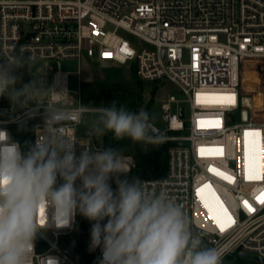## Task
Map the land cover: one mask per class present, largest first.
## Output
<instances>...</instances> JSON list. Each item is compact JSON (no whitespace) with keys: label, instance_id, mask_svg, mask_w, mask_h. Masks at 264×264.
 Wrapping results in <instances>:
<instances>
[{"label":"built area","instance_id":"built-area-1","mask_svg":"<svg viewBox=\"0 0 264 264\" xmlns=\"http://www.w3.org/2000/svg\"><path fill=\"white\" fill-rule=\"evenodd\" d=\"M13 54L27 62L23 83L42 79L46 87L66 90L72 108L88 105L81 89L70 88L69 73L60 68L64 59L77 60L78 73L83 62L110 61L135 66L143 81L176 83L189 113L173 94L162 104L165 131L171 133L159 139L174 142L168 168L162 177L140 180L148 192L163 189L182 207L193 231L206 233L204 245L224 253L223 264L246 259L240 252L264 258V204L258 202L264 199V107H256L244 87L246 71L264 60V0H0V56ZM35 62L42 65L33 75ZM3 98L0 131L20 146L11 125L28 116L1 117L2 110L12 113ZM43 115L41 109L35 116V129L43 126ZM85 127L66 125V134L78 142L76 155L82 148L106 149L100 137L81 133ZM122 158L130 171L133 157ZM81 217L77 213L69 226L57 227L49 213L29 264H83L76 254ZM38 220H47L44 210ZM101 258L99 248L95 264Z\"/></svg>","mask_w":264,"mask_h":264},{"label":"clouds","instance_id":"clouds-1","mask_svg":"<svg viewBox=\"0 0 264 264\" xmlns=\"http://www.w3.org/2000/svg\"><path fill=\"white\" fill-rule=\"evenodd\" d=\"M26 64L22 55L0 56V97L10 101V111L29 118L44 113L26 153L0 131V264H29L49 213L57 227L69 226L77 213L93 222L90 250L101 249L99 264H223L224 253L204 245L206 233L193 231L166 191L150 193L138 177L119 179L127 170L118 150L81 147L77 156L78 142L66 134V125L85 124L90 137L111 132L116 140L127 137L146 146L154 143L149 114L116 101L98 109L72 108L66 90L46 87L42 79L23 83Z\"/></svg>","mask_w":264,"mask_h":264},{"label":"rangeland","instance_id":"rangeland-1","mask_svg":"<svg viewBox=\"0 0 264 264\" xmlns=\"http://www.w3.org/2000/svg\"><path fill=\"white\" fill-rule=\"evenodd\" d=\"M135 41L137 47L144 46V43L139 39H133ZM254 62H248V64L252 65ZM42 65L41 62H35L32 64L31 72L34 75L37 68ZM52 65L58 69L59 66L56 63H52ZM255 65L253 69H248L245 73L244 78V87L247 88L246 94L253 96L255 100L256 107L259 108L258 103H260V97L264 94V60L263 62ZM60 68L69 73V86L71 89L83 91V97H90L94 94L95 84L98 80H102L106 83V85L114 89V91L118 94L119 86H122L123 89H134L138 91L137 78L135 75V70L132 66L121 65V64H111L110 61H104L101 64L95 62H83L82 68L80 69V73H78L79 63L77 60L72 59H64L60 63ZM260 75V76H259ZM143 89V103L141 105V110L146 111L149 114L150 120L156 124L159 128L162 129V133L158 136H153L154 143L147 144L146 146L140 142H133L130 138H124L122 140H116L113 136L105 134L100 137L103 141L104 145L115 143L118 151L121 155H130L134 159L135 166L137 164V152L139 149L143 148L146 150H152L158 148L161 142L159 138L163 134H170L171 132H166V123L163 120V111L162 104L168 100L169 95L173 94L177 99L182 100L181 105L185 107L186 113H189V105L185 101L187 96L181 91L180 87L170 81L163 80L161 82L154 81H142ZM85 100V99H84ZM96 104H88V106L92 109H98L101 107H108L107 102L104 97L99 95L98 98L95 99ZM148 109L146 105L149 104ZM175 106V105H174ZM258 114V110L256 109L253 112V117H256ZM81 133L87 134V128H83ZM151 134V133H150ZM168 153V152H167ZM128 171L125 174H122L124 178H128L131 175V171ZM107 219L104 222L106 223ZM92 223L90 222L84 227L83 233L80 237L78 245L76 247V254L79 259L82 260L83 264H87L90 259V244H91V227ZM98 250L95 249L94 258L91 261V264H95L98 260ZM227 264H254L255 262L239 258V259H228L226 261Z\"/></svg>","mask_w":264,"mask_h":264},{"label":"trees","instance_id":"trees-1","mask_svg":"<svg viewBox=\"0 0 264 264\" xmlns=\"http://www.w3.org/2000/svg\"><path fill=\"white\" fill-rule=\"evenodd\" d=\"M135 70V66H132ZM143 80L137 78V84L139 86L138 91L134 89H123L122 86H119L118 94L114 91V89L109 88L106 83L102 80H98L95 84V89L93 96L85 97L84 102L86 105L96 104L95 99L99 97V95L103 96L105 101L108 104V107L111 105L112 101L117 102V106L123 105L131 112H139L141 111V105L143 103L142 89H143ZM146 105L148 109L149 105ZM10 101L7 98H3L2 106H9ZM264 107V105H262ZM261 107V108H262ZM20 113H8L5 110L1 111V117H13L17 116ZM38 118H25L17 123H13L11 125V129L14 137L19 141L22 152H27L29 145L34 144V135H35V125L34 123ZM152 136H155L150 131ZM107 135H111V132L106 133ZM172 141H164L161 142L158 148L152 150L139 149L137 152V164L135 168H132V173L130 177L124 178L120 175L119 179L124 180L127 179L131 181L134 177H138L139 179L146 177H162L166 174L168 168V150L173 145ZM106 149L112 148L118 150L115 143L113 144H105ZM59 182V181H58ZM78 183V182H77ZM112 190L115 192L117 190L116 178L113 177L109 181ZM89 223V220L85 217H81V227H85Z\"/></svg>","mask_w":264,"mask_h":264},{"label":"water","instance_id":"water-1","mask_svg":"<svg viewBox=\"0 0 264 264\" xmlns=\"http://www.w3.org/2000/svg\"><path fill=\"white\" fill-rule=\"evenodd\" d=\"M181 115H183V108L180 109ZM245 118L247 117V112H245ZM150 131L155 135L158 136L162 133V129L159 128L156 124H154L151 120H150ZM83 232V227H79L78 231H77V237H81ZM77 242V239L73 240L72 246L70 247V250L72 251L75 244ZM240 255L246 259H252V260H256V261H263L264 262V258L258 256V255H251V254H247L244 252H240Z\"/></svg>","mask_w":264,"mask_h":264},{"label":"snow or ice","instance_id":"snow-or-ice-1","mask_svg":"<svg viewBox=\"0 0 264 264\" xmlns=\"http://www.w3.org/2000/svg\"><path fill=\"white\" fill-rule=\"evenodd\" d=\"M245 135L248 136V133H245ZM200 152L203 153V152H204V149H200ZM210 170H212V169H210ZM226 178L229 179L230 181L232 180L231 177H226ZM246 178H248V179H252V178H254V177H253L252 175H249V176H247ZM199 191H200V190H198V193H199ZM258 202L264 204V199H259V198H258ZM245 204H246V206H247V202H245ZM205 206H206V207H209V205L207 204V202H205ZM42 210H43V209H42ZM210 210H211V209H210ZM249 210L252 211L253 209H251V208L249 207ZM42 222H43V221H42ZM217 222H218V224H219V226H220V231L223 232V231L225 230V224H224V222L220 221L219 218H218V221H217ZM229 222H230V218H229Z\"/></svg>","mask_w":264,"mask_h":264},{"label":"bare ground","instance_id":"bare-ground-1","mask_svg":"<svg viewBox=\"0 0 264 264\" xmlns=\"http://www.w3.org/2000/svg\"><path fill=\"white\" fill-rule=\"evenodd\" d=\"M253 100H254V98H253ZM254 103H255V100H254ZM262 105H264V94L260 97V103H258L259 108H261ZM122 163H123L124 167L127 169L128 168V164H126L124 162H122Z\"/></svg>","mask_w":264,"mask_h":264}]
</instances>
